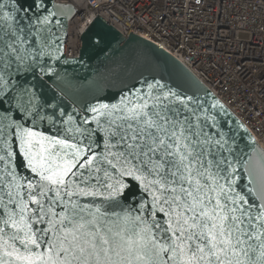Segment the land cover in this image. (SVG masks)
Masks as SVG:
<instances>
[{
    "label": "snow or ice",
    "instance_id": "obj_1",
    "mask_svg": "<svg viewBox=\"0 0 264 264\" xmlns=\"http://www.w3.org/2000/svg\"><path fill=\"white\" fill-rule=\"evenodd\" d=\"M33 4L40 7L37 0ZM21 12L26 15L27 10L19 0L0 4V73L8 76L14 64L16 73L34 71L35 63H26L28 50L23 45L32 36L42 39L41 29L32 32L31 25L20 26ZM10 87L0 74V104ZM148 87L153 89L151 84ZM161 91L162 95L153 96L150 91L148 97L138 98L142 102L128 101L123 107L113 104L112 111L106 104L100 106L103 112L92 108L109 117L107 127L97 120L98 130L104 133L100 152L94 150L98 145L92 133L96 130L75 129L88 139L87 144L29 129L18 133L28 167L39 177L36 184L27 185V201L37 208L29 215L28 202L13 200L19 191L8 192V203H15L18 212H8L6 207L8 218L3 223L16 230L11 239L19 238L24 252L13 248L4 256L14 257L15 264H264V203L255 217L260 222L257 225L249 201L235 192V181L228 178L229 168L236 171L224 155L232 153L228 133L215 115L205 111L203 120L196 115L201 105L189 108L176 93ZM33 98L27 89H20L15 97L22 111ZM113 111L121 114L112 118ZM5 120H10L9 115L0 113V122ZM210 127L216 131H209ZM70 175L76 179H66ZM250 176L264 192V157ZM125 177L139 181L151 196L150 207L147 201L140 204L141 214L109 213L119 206L114 197L128 189ZM80 196H102L106 204L81 205L73 199ZM57 208L63 210L57 212ZM157 213L166 219H157ZM35 223L49 227L39 230L38 236ZM43 245L46 250L36 251ZM0 264L13 261L0 259Z\"/></svg>",
    "mask_w": 264,
    "mask_h": 264
},
{
    "label": "water",
    "instance_id": "obj_2",
    "mask_svg": "<svg viewBox=\"0 0 264 264\" xmlns=\"http://www.w3.org/2000/svg\"><path fill=\"white\" fill-rule=\"evenodd\" d=\"M10 3L11 0H0V4ZM19 3L27 10L26 15L24 12L19 15L20 26L27 28L31 25L32 32L37 28L41 29L42 39L38 41L36 36H32L23 45L28 50L26 63H35L34 71L16 73L14 64L8 70L12 73L11 76L7 72L0 73L5 75L11 85L4 94V103L0 104V113L10 117V120L0 122V157L3 158L0 159V228L4 229L0 232V259L12 260L15 264V258L4 256V252L13 248L20 253L24 252L20 239H11L16 230L3 223L8 218L6 207L8 212H18L15 203H8V192L19 191V195H14L13 200L24 199L28 202V207L32 210L29 215L37 208L27 201V185L29 182L36 184L39 177L28 167L21 152L18 133L29 129L42 136L67 139L69 142L83 141L87 144L88 139L76 133L75 129L96 130L92 133V138L98 145L94 150L100 152L103 150L104 133L98 130L97 120L100 126L107 127L109 117L94 113L91 109L97 108L103 112L105 110L100 106L106 104L109 106L108 110L112 111L113 104L123 107L128 101L142 102L138 98L148 97L150 91L153 96L162 95L161 89L176 93L189 108L201 105L196 113L201 120L207 111L221 122L232 148L231 154L225 152L224 155L232 160V167L236 169L234 173L231 168L228 169L231 173L228 178L235 181V192L249 201L251 208L249 209V205L243 207L251 211L253 223L259 225L260 222L255 217L264 203L261 199L264 192H261L258 184L252 182L250 172L256 162L264 157V150L242 123L177 59L137 34L130 32L127 37L121 35L99 16L81 35L78 57L68 58L65 55L67 28L76 9L71 4L59 3L57 0H37L39 8L33 4V0H19ZM45 17L48 18L47 22L39 23ZM97 40L102 42L97 43ZM149 84L153 85L152 90L149 89ZM20 89H27L30 94H34L33 103L25 105L24 111L15 99ZM214 104L216 107H213ZM120 114L113 111L112 118ZM69 128H72L71 132L68 131ZM209 131L215 132L216 129L210 127ZM66 179L76 178L70 175ZM16 183L20 185L19 189L15 187ZM91 183L94 184L95 180ZM124 183L128 185V189L114 197L119 206L110 208L109 213H120L121 216L125 212L141 214L139 206L145 201L150 207L151 196L143 190L139 181L125 177ZM220 183L227 188L226 181L221 180ZM8 185L13 187L10 189ZM73 199H78L81 205L93 204V201L95 204H106L102 196H80ZM62 210L56 209L57 212ZM157 219L164 221L166 218L163 213H157ZM244 219L247 223L248 217L245 216ZM48 227L47 223L33 225L38 236L41 235L39 230ZM48 236L51 238L52 233L49 232ZM46 247L47 245H43L36 251L46 250Z\"/></svg>",
    "mask_w": 264,
    "mask_h": 264
},
{
    "label": "built area",
    "instance_id": "obj_3",
    "mask_svg": "<svg viewBox=\"0 0 264 264\" xmlns=\"http://www.w3.org/2000/svg\"><path fill=\"white\" fill-rule=\"evenodd\" d=\"M71 4L65 55L99 16L177 59L264 150V0H57Z\"/></svg>",
    "mask_w": 264,
    "mask_h": 264
}]
</instances>
